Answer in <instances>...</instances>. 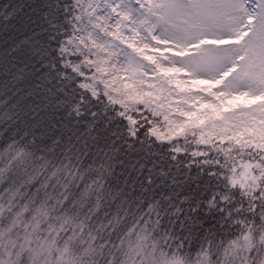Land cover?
<instances>
[{
  "label": "snow or ice",
  "instance_id": "snow-or-ice-1",
  "mask_svg": "<svg viewBox=\"0 0 264 264\" xmlns=\"http://www.w3.org/2000/svg\"><path fill=\"white\" fill-rule=\"evenodd\" d=\"M0 264H264V0H0Z\"/></svg>",
  "mask_w": 264,
  "mask_h": 264
}]
</instances>
